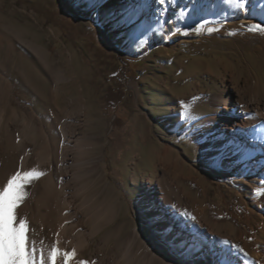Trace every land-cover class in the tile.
I'll return each instance as SVG.
<instances>
[{
  "label": "rangeland",
  "instance_id": "1",
  "mask_svg": "<svg viewBox=\"0 0 264 264\" xmlns=\"http://www.w3.org/2000/svg\"><path fill=\"white\" fill-rule=\"evenodd\" d=\"M261 4L259 0L257 6ZM167 7L169 18L165 19L167 9L154 2L102 0L90 8L77 6L74 0H0V188L20 170L24 150L15 139L24 134L31 144L28 169L41 164L37 171L45 173L26 184L29 195L16 210L18 219H27L30 248L34 244L37 259L38 252L47 257L52 248L51 229L38 221L37 212L20 208L29 202L36 209L49 172L47 164L38 160L52 149L49 141H54L55 125L76 133L72 146L88 142L90 152L83 160L91 162L83 165L82 172L89 175L101 199L106 198L117 211L116 219L85 251L87 259L106 233L121 231L110 242L112 246L135 228L150 229L170 221L146 181L149 177L156 184L164 170L177 176L187 197L207 210L208 221L222 203L236 218L232 221L228 216L231 226H241L258 248L256 239L264 235V227L259 225L262 220L251 198L256 199L263 178L256 175L255 182L246 184L238 175L248 166L234 169L231 161L218 172L211 165L214 155L197 150L190 141L181 142L169 118L176 98L177 117L188 106V124L209 112V95L217 92L222 78L245 76L249 66L264 82V54L253 52L251 46L261 31L238 21L237 27L246 33L243 53L235 40L238 30L232 28L235 9L226 16L227 27L220 29L215 24L221 16L210 19L204 12L203 18H197L196 10L180 15L172 5ZM259 8L247 0L253 25H260ZM168 22L175 24L174 31H169ZM155 32L154 40L148 41ZM29 42L47 53L49 65L42 63ZM134 81L140 84L138 97L131 88ZM125 90L132 99L128 100ZM165 144L183 152L184 167L180 168L175 154L163 158L160 151ZM247 186L252 195H247ZM258 199L263 204L264 194ZM205 252V259L194 257L195 264H216L214 253ZM181 261L191 264L192 259Z\"/></svg>",
  "mask_w": 264,
  "mask_h": 264
},
{
  "label": "bare ground",
  "instance_id": "2",
  "mask_svg": "<svg viewBox=\"0 0 264 264\" xmlns=\"http://www.w3.org/2000/svg\"><path fill=\"white\" fill-rule=\"evenodd\" d=\"M132 1L138 5L154 2L156 6L165 7L167 9L163 15L165 19L169 18L167 7L169 5L176 8L180 15H187L188 10L192 9L198 11L197 18H203L204 12L210 19L221 16L218 23L212 22V24L216 23L215 28L220 29L227 27L226 16L230 9H235L236 17L232 24V28L238 30L236 32L238 37L235 40L240 50L243 53L246 52L247 46L243 42L246 33H243V29L238 28L237 25L240 21L249 22V26H253L250 21L252 14L247 15V0H193L192 2L165 0L162 5L158 0ZM258 1L253 0L256 8H259ZM258 22L261 27H264V7L259 8ZM168 23L166 26L169 31H174L175 24ZM17 36L28 45V41L20 33H17ZM156 36L157 32L151 35L148 41L154 40ZM29 45L42 58V63L49 65L47 53L41 51L37 44L29 42ZM251 46L253 52L264 54V31L252 39ZM160 82L163 86H167L166 81ZM131 88L134 96L138 97L139 82H132ZM124 94L128 100L132 99L130 92L125 90ZM178 99H175L169 119L173 121L172 127L179 133L181 142L190 141L197 150L214 155L211 165L218 172L222 173L225 170L224 163L231 161L234 169L248 166V169L238 175L246 180V184L255 182L256 175L263 178L257 187L261 191H257L255 200L253 196L251 199L254 210H259L262 220L259 225L264 227V202L261 204L258 199L261 194H264L263 80L251 66L245 76L230 75L222 78L217 92L209 95V112L196 116L190 120L192 121L190 124L181 119L180 115L177 117ZM136 106L140 107L141 103L137 101ZM194 125L196 127L192 130ZM66 127L63 125L53 127L55 138L53 137L54 141H49L52 149L43 154L42 160L40 158L38 160L39 163L47 164L49 172L36 200V209L29 202L22 205L20 209L22 212H27L31 208L37 212L38 221L50 227L52 247L57 246L68 252L75 250L76 255L71 258L69 264H80L81 261H87V264H182L181 260L185 258L192 259L191 264H195V256L205 259L206 249L211 253L225 256L226 264H264V235L257 237L259 246L255 249L243 228L238 225L234 228L228 222V216L232 221L236 218L230 215L222 203L216 206L220 210L212 213L208 221L207 210L199 208L187 197L179 184L178 177L167 170H164L156 184L149 177L146 181L151 194L160 204L162 203L170 221L164 220L153 224L150 229L135 228L112 246L110 242L113 238L120 236L121 231L106 233L87 259L85 251L92 245L101 230L116 219L117 211L106 198L101 199V193L88 179L89 175L82 172L83 165L91 162V160H83L89 149L88 142L77 145L78 148L72 146L73 141L76 140V133ZM33 128L36 129L37 126ZM29 134L33 135L32 131H29ZM15 140L17 147L24 150L19 170L22 174L29 171L28 161L31 158V151L28 148L31 144L24 134H19ZM160 152L165 159L175 154L180 168L184 167L183 152L176 151L173 145H162ZM73 153L75 157L71 156ZM40 166L41 164L38 165L39 168L42 167ZM153 171H157L156 166ZM247 193V195L253 193L249 186H247ZM42 210L45 212L42 213ZM254 210L250 212L253 213ZM192 217L196 219L193 220ZM169 227L172 229L171 233L165 234L163 229ZM28 237L30 241L29 233ZM173 239L182 241L187 247L179 243H171ZM193 245H196L197 249L202 247L203 251L192 250ZM69 246H72L71 251L68 250ZM176 246H179V249L175 251ZM109 247L111 250L107 252ZM58 264H60L59 258Z\"/></svg>",
  "mask_w": 264,
  "mask_h": 264
},
{
  "label": "snow or ice",
  "instance_id": "3",
  "mask_svg": "<svg viewBox=\"0 0 264 264\" xmlns=\"http://www.w3.org/2000/svg\"><path fill=\"white\" fill-rule=\"evenodd\" d=\"M77 6L84 4L90 8H95L102 3V0H74ZM159 4H164L165 0H158ZM262 7H264V0H262ZM254 30L264 31V27L260 25H253ZM213 31V29H209ZM188 106H183V111L180 113L181 119L187 121L190 119L188 115ZM45 173L37 171L35 168L25 171L22 174L17 172L11 176L7 181L6 186L0 188V264H69L72 257L76 255L75 250L72 252L63 251L57 246L49 249L47 257L41 251L39 258L36 256V249L34 244L30 248V241L28 237V222L26 217L18 219L16 210L24 199L29 195L26 191V184H30L33 179H38ZM257 191H261L257 189ZM195 220V217H192ZM172 229L165 228L163 232L170 234ZM173 244H181L187 247L182 241L178 242L173 239ZM192 250L203 251L200 247L197 249L196 245L192 246ZM216 264H226L225 256L215 254ZM80 264H87V261H81Z\"/></svg>",
  "mask_w": 264,
  "mask_h": 264
},
{
  "label": "trees",
  "instance_id": "4",
  "mask_svg": "<svg viewBox=\"0 0 264 264\" xmlns=\"http://www.w3.org/2000/svg\"><path fill=\"white\" fill-rule=\"evenodd\" d=\"M137 64H140V62H137Z\"/></svg>",
  "mask_w": 264,
  "mask_h": 264
}]
</instances>
